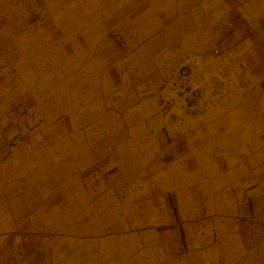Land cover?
<instances>
[{
	"label": "rangeland",
	"instance_id": "1",
	"mask_svg": "<svg viewBox=\"0 0 264 264\" xmlns=\"http://www.w3.org/2000/svg\"><path fill=\"white\" fill-rule=\"evenodd\" d=\"M8 256L264 264V0H0Z\"/></svg>",
	"mask_w": 264,
	"mask_h": 264
},
{
	"label": "crops",
	"instance_id": "2",
	"mask_svg": "<svg viewBox=\"0 0 264 264\" xmlns=\"http://www.w3.org/2000/svg\"><path fill=\"white\" fill-rule=\"evenodd\" d=\"M12 255H13L12 261L16 262V260H17L16 254L15 253H12ZM8 257H9L8 260L5 258V260L3 262H1L0 264H11V257L10 256H8Z\"/></svg>",
	"mask_w": 264,
	"mask_h": 264
}]
</instances>
